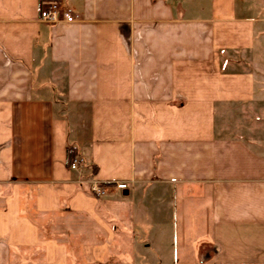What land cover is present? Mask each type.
<instances>
[{"label": "crops", "instance_id": "0c3cea01", "mask_svg": "<svg viewBox=\"0 0 264 264\" xmlns=\"http://www.w3.org/2000/svg\"><path fill=\"white\" fill-rule=\"evenodd\" d=\"M0 264H264V0H0Z\"/></svg>", "mask_w": 264, "mask_h": 264}, {"label": "built area", "instance_id": "2783aa9c", "mask_svg": "<svg viewBox=\"0 0 264 264\" xmlns=\"http://www.w3.org/2000/svg\"><path fill=\"white\" fill-rule=\"evenodd\" d=\"M73 18V15H71L68 9L61 10L56 3H49L48 5L41 6L38 13V19L49 24L56 23L60 19L70 22ZM81 163V158L75 156L68 163V167L72 170H78ZM115 187L123 189L125 188V185L123 183H115ZM88 189L94 197H99L104 193V187L95 181L89 183Z\"/></svg>", "mask_w": 264, "mask_h": 264}, {"label": "trees", "instance_id": "16d2710c", "mask_svg": "<svg viewBox=\"0 0 264 264\" xmlns=\"http://www.w3.org/2000/svg\"><path fill=\"white\" fill-rule=\"evenodd\" d=\"M67 160H68V163L71 161V159L74 157V153L73 151H71L70 149H67Z\"/></svg>", "mask_w": 264, "mask_h": 264}]
</instances>
